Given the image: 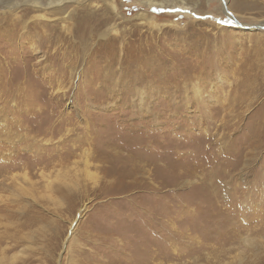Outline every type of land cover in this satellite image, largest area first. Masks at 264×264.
I'll use <instances>...</instances> for the list:
<instances>
[{"label": "rangeland", "instance_id": "rangeland-1", "mask_svg": "<svg viewBox=\"0 0 264 264\" xmlns=\"http://www.w3.org/2000/svg\"><path fill=\"white\" fill-rule=\"evenodd\" d=\"M32 1H0V264H264V0H83L107 38L54 62L14 13L81 8Z\"/></svg>", "mask_w": 264, "mask_h": 264}, {"label": "bare ground", "instance_id": "bare-ground-1", "mask_svg": "<svg viewBox=\"0 0 264 264\" xmlns=\"http://www.w3.org/2000/svg\"><path fill=\"white\" fill-rule=\"evenodd\" d=\"M1 1V0H0ZM41 0H34L31 2V6H33L32 8H39L42 6ZM72 1V3L78 5L81 9L77 10L79 11L78 16L75 18V20L70 23L67 28L63 29V28H59V24L58 22H46V23H41V22H36V23H27V20H25L26 15H22L20 17H18L17 13H14V19H13V23L12 26H14L16 29L21 28V29H25L26 25H28L31 30H37L38 33L36 34L38 37V46H39V52L42 54H44L46 57V61L47 60H51V61H56V58H58V56L60 55L59 51H56L54 54L51 53L52 48L55 47V45L60 42L62 43L64 41L63 36L66 33L69 34H73L74 37H80V38H84L86 37V35L88 36V34H95L98 33L99 38L101 39H106L107 38V33L103 30V28L107 25L108 20H105V18L103 19V15L99 14L101 16V19H97L95 18L96 16L94 15V13L97 12L98 10V5H94L96 8L95 10H91L89 5H82V1L83 0H50L49 3L47 4L48 8H53L54 6H58V7H63V4ZM84 1H88V0H84ZM104 2H106V4L111 5L112 9L114 10V12L117 13V8L116 6H114L113 4V0H103ZM141 3H145L147 5H155L157 4L156 0H139ZM166 3L161 2L160 6H163L164 4H172L173 2L171 0H165ZM228 1L229 0H223L224 5H225V9L228 8ZM235 1V0H234ZM90 2L93 4L98 2V0H90ZM84 3V2H83ZM86 3V2H85ZM99 3V2H98ZM185 3V2H184ZM230 3V2H229ZM142 4V5H143ZM167 4V5H168ZM1 5V4H0ZM66 5V4H65ZM71 5V4H69ZM158 5V4H157ZM181 5V3H180ZM231 5V4H230ZM5 6L7 7V3L5 4ZM46 7V6H45ZM46 7V8H47ZM69 7V6H68ZM110 7V6H109ZM8 10H12V8L8 7ZM67 8V7H66ZM43 9V8H41ZM58 9V8H57ZM13 11V10H12ZM74 11V10H73ZM100 11V10H98ZM66 12V11H65ZM99 13V12H98ZM99 16V17H100ZM139 17L143 20V22L147 25V26H157V24L154 22V17L152 18H145V16L143 14H140ZM230 17V16H229ZM73 19V17H71ZM231 18L234 21L235 20V16H233L231 14ZM29 19V18H28ZM31 19V18H30ZM32 20V19H31ZM35 21V20H34ZM69 21V20H68ZM30 22V21H29ZM233 22V21H232ZM235 23V22H234ZM10 25V24H9ZM242 27L244 28H248L250 27L249 25H242ZM248 30H252L251 28H249ZM151 36V35H150ZM111 38V37H110ZM9 41H12L11 38L8 39ZM120 41V38L117 36L112 37L110 40L108 39L107 44H109V47H112L113 44L118 43ZM106 42V41H105ZM12 44V42L10 43V45ZM106 44V45H107ZM231 49V48H230ZM111 50V49H110ZM38 51V50H36ZM109 51V50H108ZM231 51V50H230ZM232 52V51H231ZM43 55V56H44ZM143 55V54H142ZM33 57L27 58L26 62L29 63L31 61ZM144 58V57H143ZM147 65V62L145 63ZM27 66V65H26ZM27 68V67H26ZM26 70V69H25ZM30 72V71H29ZM28 72V73H29ZM30 74V73H29ZM30 81H32V78H29ZM26 81H28V76L26 78ZM38 162V161H37ZM44 162V161H43ZM35 163V162H34ZM41 163L39 162V165ZM36 166V165H35ZM83 208H85V206H83L80 210H79V214H78V218L79 219L82 216V212H83ZM86 209V208H85ZM76 221V220H75ZM77 222V221H76ZM76 226V223H71V232L74 231V228ZM15 240V239H14ZM1 248V247H0ZM5 248V247H4ZM10 248V247H9ZM10 250V249H9ZM27 250H25L26 253ZM20 254L23 255L24 254V250H20ZM7 256V255H6ZM1 258V257H0ZM14 258V257H13ZM9 259V258H8ZM12 259V258H11ZM2 261V260H1ZM6 261V260H5ZM10 261V262H9ZM7 260V262H9V264H13V260ZM1 263V262H0ZM6 263V262H5ZM4 264V263H2Z\"/></svg>", "mask_w": 264, "mask_h": 264}]
</instances>
